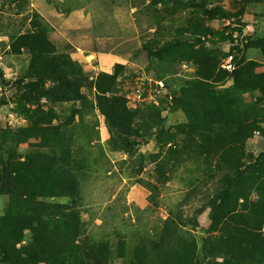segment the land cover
Segmentation results:
<instances>
[{"label":"rangeland","instance_id":"1","mask_svg":"<svg viewBox=\"0 0 264 264\" xmlns=\"http://www.w3.org/2000/svg\"><path fill=\"white\" fill-rule=\"evenodd\" d=\"M152 1L26 0L25 4L0 0V136L8 134L7 150L20 130L31 125L32 120L20 114L17 106L29 83V56L25 50L12 55L11 46L13 38L29 30L30 15L36 12L48 25L50 42L82 67L90 83L121 67L118 93L129 109L147 116L146 132L129 139L132 146L126 153L95 107L53 103L44 96L26 104L27 110H37L39 115L53 112L56 118L50 125L69 135L68 163L75 170L80 193L68 205L80 212L81 238L113 244L123 239L133 248L155 239L170 218L179 224L181 234L194 239L199 250L217 235L210 230L205 207L221 174L213 173L215 162L189 153L184 163L165 167V176L158 178L154 161L167 148L160 138L175 134L176 126L185 122L184 108L226 99L234 111L249 114L245 106L257 94L236 95L228 77L220 84L209 82V87L194 84L196 66L191 61L182 62L178 56H170V51L165 59L151 57L142 46L152 39L159 41V47L183 39L195 50L202 46L220 53L221 71L230 74L233 64L250 61L256 63L258 72H264V0H176L184 7H177L173 0L151 6ZM187 20L206 34L182 33ZM49 88L45 82L42 91ZM81 93L93 102L94 89ZM38 144L39 140H29L16 145V160L38 150ZM262 153L264 138L256 132L244 146L242 164L246 167L250 157ZM7 204V198L0 195V216Z\"/></svg>","mask_w":264,"mask_h":264},{"label":"trees","instance_id":"2","mask_svg":"<svg viewBox=\"0 0 264 264\" xmlns=\"http://www.w3.org/2000/svg\"><path fill=\"white\" fill-rule=\"evenodd\" d=\"M12 1L27 4L26 0ZM173 1L177 7L185 6ZM165 3L153 0L151 6ZM185 24L182 33L206 34L191 20ZM28 25L27 32L12 39L11 54L25 50L29 56V83L24 85L17 106L19 113L32 121L7 150L8 134L0 136V195L8 200L0 216V264H264V153L250 157L246 167L242 164L246 142L256 132L264 138V72L257 71L256 63L233 64L229 74L219 69L220 53L202 46L195 50L183 39L160 47L159 41L152 39L142 46L151 57L165 59L170 51V56H178L182 62L191 61L196 66L194 84L209 87V82L220 84L228 77L236 95L257 96L245 106L249 114L234 111L226 99L184 108L185 122L176 126L175 134L160 138L167 148L163 157L154 161L158 178L165 176V167L184 163L189 153L204 156L210 164L215 162L213 173H220L221 178L205 207L209 209L210 230L217 234L214 241L198 250L194 239L181 234L179 224L168 218L155 239L131 248L123 239L113 244L81 238L80 212L68 205L75 203L80 193L75 170L68 163L69 135L50 125L56 118L53 112L39 115L37 110H27L26 104L44 96L53 103L95 107L126 153L132 146L129 139L146 132L147 116L129 109L125 97L118 93L121 67L90 83L82 67L50 42L48 25L38 13H31ZM45 82L50 84L46 93L42 91ZM88 88L94 89L93 102L81 93ZM227 94L228 90L223 96ZM29 140H39L38 150L17 161L16 145Z\"/></svg>","mask_w":264,"mask_h":264}]
</instances>
